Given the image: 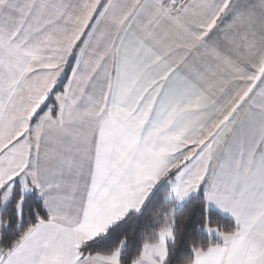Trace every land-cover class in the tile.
I'll return each instance as SVG.
<instances>
[{
    "label": "snow or ice",
    "instance_id": "6c2138e0",
    "mask_svg": "<svg viewBox=\"0 0 264 264\" xmlns=\"http://www.w3.org/2000/svg\"><path fill=\"white\" fill-rule=\"evenodd\" d=\"M0 264H264V0H0Z\"/></svg>",
    "mask_w": 264,
    "mask_h": 264
}]
</instances>
